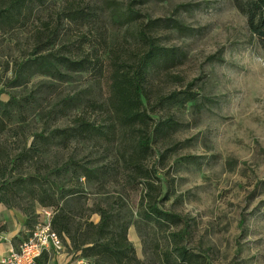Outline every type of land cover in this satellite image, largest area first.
Instances as JSON below:
<instances>
[{
  "label": "rangeland",
  "instance_id": "374dc122",
  "mask_svg": "<svg viewBox=\"0 0 264 264\" xmlns=\"http://www.w3.org/2000/svg\"><path fill=\"white\" fill-rule=\"evenodd\" d=\"M112 1L123 7L133 1L132 9L139 12L140 20L175 18L195 31L189 36L175 31L156 33L159 43L177 49L181 59L148 78L143 99L152 120L172 118L180 125L177 131L154 139L143 166L148 170L156 165L155 193L158 200L167 196L159 208L179 215L183 223L157 228L139 219L144 179L123 163V156L133 149L135 131L115 135L108 142L50 140L19 171L50 173L51 183L78 188L74 197L58 201L74 226L97 223V208L113 206L117 211L122 206L131 222L127 238L144 264H161L159 256L168 246L169 233L183 228L186 247L210 264H264V51L251 35L236 0H46L36 5L23 26L0 30V89L6 92L0 99L7 102L12 96L18 104L9 108L17 113L0 137V145L15 152L31 142L34 133L71 127L79 117L104 125L102 105L108 95L101 74L106 75L115 55L133 59L138 49L136 24L118 27L109 20ZM68 2L95 7L99 22L75 25L59 19ZM185 4L195 7L175 13L176 6ZM64 54L98 61L101 72L62 71L66 78L59 79L30 69L25 82L7 87L18 65L39 56ZM213 55L224 62L209 61ZM192 81L195 86L190 91L198 94L195 103L159 105L172 93L182 99ZM17 127H21L19 137L13 135ZM188 156L196 157L197 163H190L185 159ZM69 161L98 168L101 175L76 182L73 165L55 172ZM51 183L46 188H53ZM17 203L15 210L31 213V225L45 219V210L24 193ZM63 245L61 251H48L50 261L57 264L55 259L62 257L59 264L76 263L77 255Z\"/></svg>",
  "mask_w": 264,
  "mask_h": 264
},
{
  "label": "trees",
  "instance_id": "16d2710c",
  "mask_svg": "<svg viewBox=\"0 0 264 264\" xmlns=\"http://www.w3.org/2000/svg\"><path fill=\"white\" fill-rule=\"evenodd\" d=\"M45 1L0 0V30L23 26L33 16L36 5H43ZM236 1L239 11L245 16L246 25L251 35L256 38L264 51V0ZM132 4L133 1H130L127 6L123 7L114 1L109 2L108 17L112 24L118 27L136 24L134 35L138 49L133 59L120 58V56L115 55L107 64L106 75L104 72L102 73L104 76L101 74L107 85L108 95L107 101L102 105L106 115L104 125H97L79 117L71 127L34 133L32 141L14 150L15 152L0 145V205L8 209L19 207L17 198L20 193H24L29 199L36 201L40 205V209L49 210L51 212V229L64 243L63 247L65 246L66 250L72 252L73 255H77L79 259L76 263L69 261L67 264L144 263L136 257L135 250L127 238L131 222L123 212L122 206L117 211L113 206L108 209L97 208L96 211L99 215L97 223L91 221L84 226L81 223L74 226L69 214L60 208L58 201H62L66 197H74L80 192L79 189L75 186L66 188L65 185L62 187L55 182L51 183L50 173L40 175L19 171V167L28 160H34V157L42 152V147L50 140L59 139L65 143L70 140L108 142L115 135L135 131L137 136L133 141V149L127 157L123 156V163L128 171L130 168L134 172L137 170L144 179L145 192L138 209L139 219L146 226L157 228H163L165 225L178 227L179 223H183L179 215L168 213L159 208V204L167 196L158 200L159 196L155 193L156 186L153 180L156 177V165L151 166L148 170L143 166L151 154V145L154 143V139L177 131L180 125L172 118L152 120L144 108L143 99L145 96L144 86L148 78L159 71L175 66L181 59L177 49L162 46L159 43L156 33L175 31L179 35L189 36L195 31L175 18L140 20V14L132 9ZM194 7L190 4L178 5L175 7V13H178L180 9L190 11ZM96 10L95 7H78L73 2H68L58 18L67 19L75 25L84 23L94 25L99 22ZM48 57H51L52 61ZM220 58V56L213 55L208 57V60L224 62ZM97 62L88 59L76 60L71 55L65 54L62 56L35 57L17 66L14 79L7 83V87L19 86L25 82L29 77L28 71L30 69H36L38 73L63 79L66 78V74L62 71L66 73H77L87 69L100 71L102 67L100 68ZM194 86L195 82L193 81L187 84L182 93V99L177 97V93H172L162 98L159 105L162 106L166 101L195 103V97L198 94L190 91ZM5 93L4 88L0 89V97ZM9 99L7 102H2L0 99V137L9 130L12 115L17 113L16 110H9L11 105L18 106L17 101L12 96ZM204 100L210 102L208 98H204ZM150 123L153 125L151 126ZM13 131L14 136L19 137L21 135V127L14 128ZM160 157L161 159L164 158L163 156ZM185 159L191 161L190 163H197L196 157L188 156ZM158 163L159 161H157V165ZM71 165L74 166L71 169L74 171L76 182L86 177L97 179L98 175H101V170L98 168H87L70 161L63 164L61 168H56L55 172L59 173L58 171ZM138 174L137 177H139ZM131 175L133 176V174ZM47 183H51L55 190L50 187L46 188ZM18 210L27 217L26 225L29 227V232L24 236V240H26L35 224L31 225L29 222L31 213L19 208ZM186 235V228L169 233L168 246L159 256L161 264H210L199 252H194L186 247L184 244ZM18 247L14 250L16 251ZM49 261L48 252H43L36 259L35 264H48Z\"/></svg>",
  "mask_w": 264,
  "mask_h": 264
},
{
  "label": "built area",
  "instance_id": "2783aa9c",
  "mask_svg": "<svg viewBox=\"0 0 264 264\" xmlns=\"http://www.w3.org/2000/svg\"><path fill=\"white\" fill-rule=\"evenodd\" d=\"M43 214L45 219L35 223L30 236L20 243L16 251L12 250L6 258L2 259L1 264H35L36 259L43 252L61 251V240L51 229V212L45 210Z\"/></svg>",
  "mask_w": 264,
  "mask_h": 264
},
{
  "label": "crops",
  "instance_id": "0c3cea01",
  "mask_svg": "<svg viewBox=\"0 0 264 264\" xmlns=\"http://www.w3.org/2000/svg\"><path fill=\"white\" fill-rule=\"evenodd\" d=\"M26 221L27 217L19 210L8 209L0 205V262L25 239L24 236L29 232ZM55 260L57 264L63 262L62 257ZM50 262L54 264L53 261H49L48 264Z\"/></svg>",
  "mask_w": 264,
  "mask_h": 264
}]
</instances>
